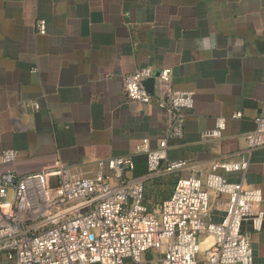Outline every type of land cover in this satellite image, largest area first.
Instances as JSON below:
<instances>
[{
    "label": "crops",
    "instance_id": "0c3cea01",
    "mask_svg": "<svg viewBox=\"0 0 264 264\" xmlns=\"http://www.w3.org/2000/svg\"><path fill=\"white\" fill-rule=\"evenodd\" d=\"M144 67L170 70L171 89L194 93L183 138L167 148V160L187 168L145 183L168 175L172 192L178 178L204 181L215 162L240 160L253 119L264 115V0H0V153L16 150L21 174L58 162L92 174L98 162L140 156L134 148L143 139L156 148L161 112L123 91V78ZM146 81L153 93L156 81ZM30 102L38 109L23 106ZM217 118L225 119L221 138L204 140ZM134 168L144 170L140 160ZM216 174L259 189L264 214V147L250 153L245 172ZM215 202L210 191L213 223L222 216ZM241 232L254 264L263 263L264 218L259 231L244 220ZM199 241L201 251L212 244ZM0 264L15 263L1 257Z\"/></svg>",
    "mask_w": 264,
    "mask_h": 264
},
{
    "label": "built area",
    "instance_id": "2783aa9c",
    "mask_svg": "<svg viewBox=\"0 0 264 264\" xmlns=\"http://www.w3.org/2000/svg\"><path fill=\"white\" fill-rule=\"evenodd\" d=\"M35 28L43 35L45 21L39 20ZM154 74L155 90L150 93L144 82ZM170 84L168 69L144 67L123 78L129 101L154 102L163 117V137L156 148L148 139L134 148L146 157L144 177H131L132 155L98 162L92 174L60 162L52 169L21 174L13 169L17 151L0 153V258L15 264H254L241 224L250 220L253 230L261 229V192L242 181L229 183L216 171L247 170L250 153L264 147L263 114L253 119L238 162H215L204 181L194 175L178 178L168 198L150 210L145 204L146 180L187 168L184 160L168 161L167 148L183 138L194 93L173 90ZM23 106L39 107L36 102ZM240 117L239 112L233 115ZM224 129L225 119L217 118L215 128L202 138L219 139ZM210 191L222 213L214 223L208 220ZM200 237L212 239L204 251Z\"/></svg>",
    "mask_w": 264,
    "mask_h": 264
},
{
    "label": "trees",
    "instance_id": "16d2710c",
    "mask_svg": "<svg viewBox=\"0 0 264 264\" xmlns=\"http://www.w3.org/2000/svg\"><path fill=\"white\" fill-rule=\"evenodd\" d=\"M133 160L134 165L137 160H140L144 167V170L140 172H137L134 168L133 175L135 177L144 176L146 173V157L144 155L134 156ZM157 180H160V178L147 181L144 185V199L145 204L147 205L149 210L156 206V204L160 201L161 197H164L168 193L169 195L171 194L172 186L170 185L169 176L167 175L163 178V183H156Z\"/></svg>",
    "mask_w": 264,
    "mask_h": 264
},
{
    "label": "water",
    "instance_id": "95a60500",
    "mask_svg": "<svg viewBox=\"0 0 264 264\" xmlns=\"http://www.w3.org/2000/svg\"><path fill=\"white\" fill-rule=\"evenodd\" d=\"M157 74H154L153 77H151L149 80L146 82L154 83L156 81ZM145 84V83H144Z\"/></svg>",
    "mask_w": 264,
    "mask_h": 264
}]
</instances>
